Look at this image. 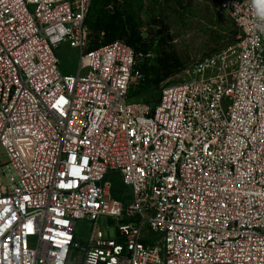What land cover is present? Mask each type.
I'll list each match as a JSON object with an SVG mask.
<instances>
[{"label": "built area", "instance_id": "1", "mask_svg": "<svg viewBox=\"0 0 264 264\" xmlns=\"http://www.w3.org/2000/svg\"><path fill=\"white\" fill-rule=\"evenodd\" d=\"M214 2L238 43L147 105L150 56L88 49L93 0H0V264H264V0Z\"/></svg>", "mask_w": 264, "mask_h": 264}, {"label": "rangeland", "instance_id": "2", "mask_svg": "<svg viewBox=\"0 0 264 264\" xmlns=\"http://www.w3.org/2000/svg\"><path fill=\"white\" fill-rule=\"evenodd\" d=\"M117 17L127 26L135 25L139 30L143 41L136 48L144 56H150L148 67H157L159 58L165 54H171L182 66V70L158 87L152 84L153 77L148 76V82L131 96L132 103L154 105L163 85L188 78L187 71L194 65L226 52L239 41V31L233 21L219 11L214 0H94L86 18L88 47L125 41L121 36L113 37L101 29L110 27ZM56 54L61 73L75 74L79 53L61 46ZM114 187L119 198L131 194V189L125 188L120 179L114 181ZM108 222L105 226L102 220L98 221L103 237L118 239L117 223L111 219ZM92 229L93 223L78 221L76 236L81 246L88 243ZM77 259L78 254L73 252L71 262L76 264Z\"/></svg>", "mask_w": 264, "mask_h": 264}, {"label": "trees", "instance_id": "3", "mask_svg": "<svg viewBox=\"0 0 264 264\" xmlns=\"http://www.w3.org/2000/svg\"><path fill=\"white\" fill-rule=\"evenodd\" d=\"M119 18L120 17L115 18L110 27L103 26L101 29H104V31L108 32V34L112 35L113 37H115V35L121 36L122 39H125L123 42L126 45L134 48L138 52L136 47L140 42L143 41L142 35L135 25L127 26L126 22L122 23ZM113 42L115 41H110L109 43L102 45H108ZM102 45H90L88 49H96ZM142 70L146 76V82L138 87V90L148 82V76L153 77L151 79L152 84L155 87H158L162 81L169 78L172 74H177L180 70H182V66L175 57L171 56V54H165L159 58L157 67H148V60H146L142 66ZM133 93H135V91Z\"/></svg>", "mask_w": 264, "mask_h": 264}]
</instances>
